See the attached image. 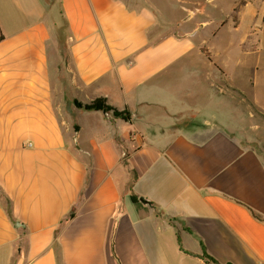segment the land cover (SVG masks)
Here are the masks:
<instances>
[{
    "label": "crops",
    "instance_id": "obj_1",
    "mask_svg": "<svg viewBox=\"0 0 264 264\" xmlns=\"http://www.w3.org/2000/svg\"><path fill=\"white\" fill-rule=\"evenodd\" d=\"M0 28V264H264V0H0Z\"/></svg>",
    "mask_w": 264,
    "mask_h": 264
},
{
    "label": "rangeland",
    "instance_id": "obj_2",
    "mask_svg": "<svg viewBox=\"0 0 264 264\" xmlns=\"http://www.w3.org/2000/svg\"><path fill=\"white\" fill-rule=\"evenodd\" d=\"M246 104V107H244L245 113L242 115L243 119L242 121L239 120V123L242 124L239 128L240 138L244 143L254 145L264 153V114H261L257 119H254L250 112L252 111L255 113L257 110L249 99H246ZM108 112L113 114L112 111Z\"/></svg>",
    "mask_w": 264,
    "mask_h": 264
},
{
    "label": "trees",
    "instance_id": "obj_3",
    "mask_svg": "<svg viewBox=\"0 0 264 264\" xmlns=\"http://www.w3.org/2000/svg\"><path fill=\"white\" fill-rule=\"evenodd\" d=\"M4 35L1 31L0 28V41L3 39ZM77 106L79 107H83L86 110H102L104 112H108V111H112L113 115L116 117H121L125 120H130L131 119V114L128 110H118L115 107L109 105L106 102V99L104 97H99L96 98L95 100H93L91 103H86V104H82L81 102L76 101ZM136 177V174L134 173V178ZM132 199H137L136 196H131ZM257 217H259L257 214H255ZM202 256H204L205 258H207L208 260L216 263V264H234L231 262H227V263H220L217 259H215L213 256H211L210 254H208L205 250L202 254Z\"/></svg>",
    "mask_w": 264,
    "mask_h": 264
},
{
    "label": "water",
    "instance_id": "obj_4",
    "mask_svg": "<svg viewBox=\"0 0 264 264\" xmlns=\"http://www.w3.org/2000/svg\"><path fill=\"white\" fill-rule=\"evenodd\" d=\"M140 200H141V201H143V202H145V203H147V202H148V201H147V200H145L143 197H141V198H140Z\"/></svg>",
    "mask_w": 264,
    "mask_h": 264
}]
</instances>
